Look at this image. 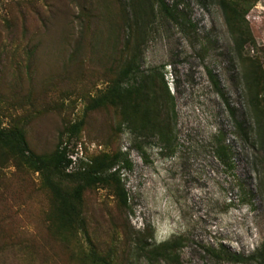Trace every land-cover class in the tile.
I'll return each mask as SVG.
<instances>
[{"label": "rangeland", "instance_id": "374dc122", "mask_svg": "<svg viewBox=\"0 0 264 264\" xmlns=\"http://www.w3.org/2000/svg\"><path fill=\"white\" fill-rule=\"evenodd\" d=\"M163 1L176 6L174 17L160 0H0V117L22 127L37 153L52 152L79 119L74 160L128 153L126 205L111 188L84 194L90 236L113 264H177L175 256L180 264H264V149L256 144L264 91L255 111L244 80L247 69L264 73V0L246 16L259 48L247 45L241 56L217 0ZM135 53L130 82L142 85L158 121L146 137L117 107L86 111ZM219 134L232 167L216 155ZM49 208L38 173L0 151V264H75L49 229ZM172 242L171 257L161 255Z\"/></svg>", "mask_w": 264, "mask_h": 264}, {"label": "trees", "instance_id": "16d2710c", "mask_svg": "<svg viewBox=\"0 0 264 264\" xmlns=\"http://www.w3.org/2000/svg\"><path fill=\"white\" fill-rule=\"evenodd\" d=\"M217 1L234 40L236 54L241 56L247 45L259 48L246 17L255 0ZM160 5L174 17L176 6L172 9L163 0H160ZM138 64V53H135L120 68L106 90L90 99L86 111L97 110L108 105L117 107L129 130L136 136L146 137L155 131L158 124H156L157 116L150 108L149 97L143 91L142 85L130 82V78L138 72ZM210 78L219 93L224 95L218 80L211 72ZM244 78L247 91L252 96L251 105L255 111H258L259 97L264 91V87H260L264 80V73L261 69L254 67L249 71L246 70ZM170 118L171 114L168 113V119L164 121L167 125L171 122ZM84 123V119H79L65 127L52 152L37 153L31 149L27 134L22 127L17 124L6 126L0 117V151L4 156L11 158L18 168L38 173L42 186L50 195V208L46 217L49 229L69 248L71 261L75 264H113L110 257L98 251L90 236L84 214V194L87 189L94 187L111 188L120 203L126 205L128 192L122 181L121 171L131 170L133 165L128 153L121 150L115 153L103 152L88 159L74 160L71 157L69 144L80 134ZM239 126L242 127V123L239 122ZM256 128L258 133L256 144L264 149V129L261 130L260 124ZM159 131L165 138L164 134L167 130L164 131L162 128ZM243 134L249 140L247 133ZM215 144V152L219 160L226 166L232 167L231 148L226 143L225 137L217 135ZM74 161L78 162L73 171H67ZM175 247L176 242H172L158 248L162 250L161 255L169 258ZM258 257L264 263V249L259 252ZM225 258L232 261L243 260L236 254H228ZM175 259H177L176 263L180 264L177 256Z\"/></svg>", "mask_w": 264, "mask_h": 264}]
</instances>
